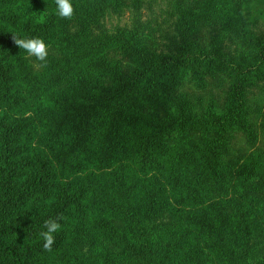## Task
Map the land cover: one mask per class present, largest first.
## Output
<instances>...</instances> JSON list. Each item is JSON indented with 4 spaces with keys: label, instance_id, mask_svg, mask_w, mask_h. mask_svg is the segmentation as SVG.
Returning <instances> with one entry per match:
<instances>
[{
    "label": "trees",
    "instance_id": "1",
    "mask_svg": "<svg viewBox=\"0 0 264 264\" xmlns=\"http://www.w3.org/2000/svg\"><path fill=\"white\" fill-rule=\"evenodd\" d=\"M248 1L71 0L65 19L55 0H0V264H264V153L237 140L264 130ZM142 2L174 10L164 52L105 26ZM13 36L58 57L35 71ZM210 81L220 104L192 98Z\"/></svg>",
    "mask_w": 264,
    "mask_h": 264
},
{
    "label": "rangeland",
    "instance_id": "2",
    "mask_svg": "<svg viewBox=\"0 0 264 264\" xmlns=\"http://www.w3.org/2000/svg\"><path fill=\"white\" fill-rule=\"evenodd\" d=\"M249 29L255 37H262L264 39V0H249ZM174 10L172 8L167 9V5L164 2L153 4L151 2H142L139 5L128 7L121 16H113L110 18L105 26L110 33L115 28L124 30L126 33L132 34L134 37L139 38L142 47H149L156 53L164 52L168 49L170 38L173 35V23H174ZM73 29L76 28L73 25ZM209 32L206 28H201L196 36L199 42L203 45H208ZM219 37L214 35V38ZM216 39V40H217ZM224 43L225 48L228 45ZM49 54L48 58L57 59L58 54L55 48L48 47ZM225 50V49H224ZM223 50V51H224ZM32 68L35 71H39L42 67L40 61L34 56L27 57ZM113 59L118 63L119 70L124 76H129L132 71V63L120 55H114ZM259 88L255 89L253 93L258 95L261 100L262 111L264 112V81L257 85ZM226 91V83L222 81H210L203 89L192 92V98L200 97L202 100L207 101L209 97H212L217 104L221 103L222 96ZM262 112V113H263ZM258 121V122H257ZM257 134L255 140H247L244 136H238L237 140L242 149L247 152L257 151L264 153V130L260 126V119L256 120ZM256 133V132H255ZM191 139L197 140V135H192ZM97 250L100 251L103 248V243H99L96 246ZM262 253V252H261ZM257 254V257L263 254Z\"/></svg>",
    "mask_w": 264,
    "mask_h": 264
},
{
    "label": "clouds",
    "instance_id": "3",
    "mask_svg": "<svg viewBox=\"0 0 264 264\" xmlns=\"http://www.w3.org/2000/svg\"><path fill=\"white\" fill-rule=\"evenodd\" d=\"M57 4L58 15L65 19H72L74 15V8L71 4V0H55ZM13 41L19 49H23L27 52L28 56H34L42 64L46 63L49 54L48 45L40 38L22 39L13 36ZM62 217L58 216L56 219H48L44 221L43 227L46 231L40 233L43 237V248L46 251L52 250V245L55 243L54 233H57L61 229L59 220Z\"/></svg>",
    "mask_w": 264,
    "mask_h": 264
}]
</instances>
